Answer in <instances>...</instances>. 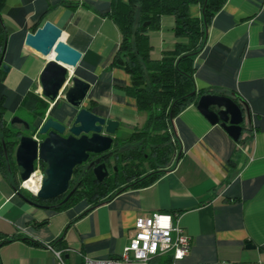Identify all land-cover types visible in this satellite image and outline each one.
Returning a JSON list of instances; mask_svg holds the SVG:
<instances>
[{
    "label": "crops",
    "instance_id": "1",
    "mask_svg": "<svg viewBox=\"0 0 264 264\" xmlns=\"http://www.w3.org/2000/svg\"><path fill=\"white\" fill-rule=\"evenodd\" d=\"M64 1L78 6L69 8ZM110 2L4 1L2 62L9 71L3 80L0 75V100L8 125L28 92L40 96L38 77L47 59L24 41L27 33L50 21L61 30V40L81 53L72 75L90 85L83 107L118 121L114 140L143 128L147 115L125 91L129 75L110 68L121 42L108 17ZM188 14L199 19L201 10L193 4ZM174 25L173 16L162 15L159 28L146 32L152 60L187 42L175 36ZM194 67L197 91L233 93L246 104L249 119L239 140L191 104L172 120L180 153L171 169L149 186L125 190L91 209L86 202L62 211L37 208L0 171V235L9 239L0 244V264H58L48 245L62 237L65 264L115 257L128 243L136 218L155 212L175 215L174 223L191 237L188 255L175 264H264V0H226L207 28ZM48 104L45 117L59 122L70 124L77 113L62 96ZM42 121L36 119L34 126ZM149 264L173 263L165 254Z\"/></svg>",
    "mask_w": 264,
    "mask_h": 264
},
{
    "label": "trees",
    "instance_id": "2",
    "mask_svg": "<svg viewBox=\"0 0 264 264\" xmlns=\"http://www.w3.org/2000/svg\"><path fill=\"white\" fill-rule=\"evenodd\" d=\"M5 0H0V57L4 51L7 31L1 20V8ZM226 0H111L108 17L117 25L121 33V42L115 52L110 68L124 70L130 78L131 85L125 89L133 97L139 112L146 113L147 119L143 128L133 132L127 139H115L120 146L114 159L115 166L110 175L101 182L95 180L91 171L82 173L80 185L72 195L57 205L52 200L42 201L28 192L18 188L16 175L18 167L14 161V149L21 135L19 130L13 131L3 118L5 108L0 100V171L10 178L12 188L26 199L47 205L62 211L84 200L90 209L109 201L115 195L128 190L146 187L156 181L173 166L177 159L178 141L173 131L172 120L187 106L197 104L203 94H219L229 96L245 112L246 104L233 93H215L214 91H197L193 81L195 71L194 58L201 51L207 28L217 11ZM64 6L75 8L76 2L64 1ZM196 4L201 10L199 19L188 14L190 5ZM162 15H171L175 25V36L186 38V43H177L172 51L166 52L159 60L149 56L150 45L146 32L159 28ZM144 23H147L144 26ZM1 75V71H0ZM48 102L34 92H28L18 112L29 115L28 122L17 115L29 126L36 119H44ZM247 107V106H246ZM31 123V124H30ZM34 127V126H33ZM35 131V127L33 132ZM31 136V135H29ZM44 170L45 164L40 161ZM122 164V166H120ZM82 170V166L74 168ZM0 244L9 241L0 235ZM25 241L28 239L24 238ZM39 245L35 241H30ZM61 251L62 257L67 251L63 237L49 245Z\"/></svg>",
    "mask_w": 264,
    "mask_h": 264
},
{
    "label": "water",
    "instance_id": "3",
    "mask_svg": "<svg viewBox=\"0 0 264 264\" xmlns=\"http://www.w3.org/2000/svg\"><path fill=\"white\" fill-rule=\"evenodd\" d=\"M146 24L144 23V26ZM61 33L57 26L45 21L34 32L27 33L24 41L25 46L47 59L38 77L40 96L48 103H53L63 93L64 101L77 109L70 124L45 117L35 130L38 140L29 135H21L18 139L14 161L19 169L18 178L21 182L33 176L36 159L46 165L40 188L35 193L42 201L52 200L66 193L74 168L87 162L90 154H101L86 167L92 168L95 180L101 182L108 176L104 160L117 153V150L110 149L119 123L97 116L83 107L90 85L72 75V69L78 63L81 53L62 41ZM2 59L3 53L0 57L3 80L9 67ZM68 81L70 85L67 86ZM196 108L211 124H218L223 128L234 141L239 140L242 125L245 119H249L248 108L245 106L243 112L233 99L226 95L203 94L198 98ZM9 124L30 129L29 124L18 116H14ZM80 182L81 179H78L63 202L72 195ZM19 196L37 208H50ZM249 246L251 245L248 244L247 247Z\"/></svg>",
    "mask_w": 264,
    "mask_h": 264
},
{
    "label": "built area",
    "instance_id": "4",
    "mask_svg": "<svg viewBox=\"0 0 264 264\" xmlns=\"http://www.w3.org/2000/svg\"><path fill=\"white\" fill-rule=\"evenodd\" d=\"M34 138L37 139L35 136ZM33 175L39 177L40 188L43 169L39 159L34 161ZM20 187L25 189L23 182ZM174 217L175 215L162 212L137 217L133 233L119 255L111 258L84 257L82 264H149L153 257L165 254H169L175 264L188 255L191 237L177 222L174 223ZM48 247L51 248L49 245ZM52 250L58 264H65L61 251Z\"/></svg>",
    "mask_w": 264,
    "mask_h": 264
},
{
    "label": "rangeland",
    "instance_id": "5",
    "mask_svg": "<svg viewBox=\"0 0 264 264\" xmlns=\"http://www.w3.org/2000/svg\"><path fill=\"white\" fill-rule=\"evenodd\" d=\"M62 95H63V93H61L60 96H62ZM17 115L24 117L25 120L28 121V122L31 120V117L29 115L23 114L22 112H17L15 116H17ZM34 125H35V123H33V126ZM33 126L31 125V127H30L29 130L24 129L21 125H15L12 128H13V131L14 130H19L20 133L23 134V135H31V136L34 137L35 136V131L33 132V129L35 127V130H36V126H34V127ZM14 151H15V149H14ZM13 156H14V153H13ZM109 163H110V165H114L116 167L119 166V163L117 162L116 159H114V157L111 158V160L109 161ZM120 166H122V164ZM80 171H81V168L80 169H76L75 172H73V174L71 176V180H70V189H72L74 187L75 183L77 182L78 178L80 177ZM111 172H112V169H111V166H109V175H110ZM16 184H17L18 188L21 189L22 191H24V192L26 191V192L30 193L26 189H23V188L20 187L21 181L19 180L18 175H16ZM30 194L34 196L33 193H30ZM60 201H59V199H55V200L52 201V203L55 204V205H57Z\"/></svg>",
    "mask_w": 264,
    "mask_h": 264
},
{
    "label": "flooded vegetation",
    "instance_id": "6",
    "mask_svg": "<svg viewBox=\"0 0 264 264\" xmlns=\"http://www.w3.org/2000/svg\"><path fill=\"white\" fill-rule=\"evenodd\" d=\"M120 149V146L119 145H117V144H115L114 142H113V146H112V148L110 149V150H117V152H118V150ZM101 154H97V155H92V154H90V156H89V159L87 160V162H85V163H83L81 166H82V170H81V172L82 173H84V172H88V171H91V169L92 168H90V169H87L86 167H87V164L91 161V160H93V159H95V158H97V157H99ZM114 157V155L113 156H110L109 158H107L106 160H104V163H105V165H106V168H107V171H108V175H109V166H111V169L112 170H115L114 168H115V166L114 165H110V163H109V161L111 160V158H113ZM81 183V182H80ZM80 185V184H79ZM70 189V183H69V187H68V190H67V193L71 190H69ZM67 193H65V194H62L61 196H59V197H57V198H55V199H59V201L61 200V201H63V199L65 198V196H66V194ZM60 201V202H61ZM81 202H85L84 200H81V201H79L78 203H76L74 206H76V205H78L79 203H81Z\"/></svg>",
    "mask_w": 264,
    "mask_h": 264
},
{
    "label": "bare ground",
    "instance_id": "7",
    "mask_svg": "<svg viewBox=\"0 0 264 264\" xmlns=\"http://www.w3.org/2000/svg\"><path fill=\"white\" fill-rule=\"evenodd\" d=\"M23 186L27 191L36 193L39 189V177L37 175L31 176L28 180L23 182Z\"/></svg>",
    "mask_w": 264,
    "mask_h": 264
}]
</instances>
